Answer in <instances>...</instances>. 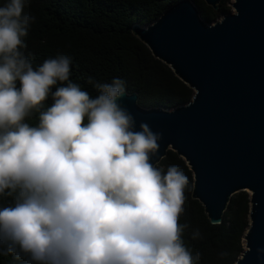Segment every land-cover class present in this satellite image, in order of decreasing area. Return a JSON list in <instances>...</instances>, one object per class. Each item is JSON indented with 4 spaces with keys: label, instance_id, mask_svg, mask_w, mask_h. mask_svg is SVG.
Returning a JSON list of instances; mask_svg holds the SVG:
<instances>
[{
    "label": "clouds",
    "instance_id": "9594fccd",
    "mask_svg": "<svg viewBox=\"0 0 264 264\" xmlns=\"http://www.w3.org/2000/svg\"><path fill=\"white\" fill-rule=\"evenodd\" d=\"M29 2L0 6V255L21 264H199L179 222L189 177L152 162L162 133L143 121L137 128L120 102L122 78L89 77L93 97L69 79V56L34 68L23 51L36 19L24 11Z\"/></svg>",
    "mask_w": 264,
    "mask_h": 264
},
{
    "label": "water",
    "instance_id": "95a60500",
    "mask_svg": "<svg viewBox=\"0 0 264 264\" xmlns=\"http://www.w3.org/2000/svg\"><path fill=\"white\" fill-rule=\"evenodd\" d=\"M216 9L220 0H203ZM211 23L192 0H178L131 32L192 90L171 109L144 107L136 92L121 104L137 128L162 133L156 165L168 149L192 172L190 196L219 223L230 196L249 191L244 249L233 264H264V0H233Z\"/></svg>",
    "mask_w": 264,
    "mask_h": 264
},
{
    "label": "trees",
    "instance_id": "16d2710c",
    "mask_svg": "<svg viewBox=\"0 0 264 264\" xmlns=\"http://www.w3.org/2000/svg\"><path fill=\"white\" fill-rule=\"evenodd\" d=\"M178 0H30L25 13L35 16L23 51L35 68L45 59L66 55L72 58L71 75L91 96L96 90L88 83L111 82L120 77L127 92L138 94V103L144 107L171 109L187 103L193 90L182 82L168 65L153 57L146 46L131 32L134 24L145 26ZM6 0H0V6ZM200 17L211 23L226 13V0H220L216 9L203 0H192ZM30 54V55H29ZM54 90V89H53ZM52 99L45 102L51 106ZM38 123V114L27 119ZM86 122V121H85ZM170 165H179L189 177L192 172L185 161L168 149L155 165L165 171ZM192 188V187H191ZM185 190L184 212L179 218L188 227L183 233L185 245L201 253L199 264H233L244 249L243 235L248 226L249 194L233 193L219 223L209 222L203 206ZM200 238L192 239L194 230ZM0 264H21L12 255H0Z\"/></svg>",
    "mask_w": 264,
    "mask_h": 264
},
{
    "label": "rangeland",
    "instance_id": "374dc122",
    "mask_svg": "<svg viewBox=\"0 0 264 264\" xmlns=\"http://www.w3.org/2000/svg\"><path fill=\"white\" fill-rule=\"evenodd\" d=\"M232 1H233V0H226V4H227V6H228V8H229V10H228L229 12H232V11H233V7L230 5V4L232 3ZM221 16H222V15H221ZM221 16H220V17H221ZM220 17H219V18H220ZM219 18H217V19H219ZM237 192H238V191H237ZM246 192L249 194V191H248V190H246ZM242 240H243V239H242Z\"/></svg>",
    "mask_w": 264,
    "mask_h": 264
}]
</instances>
